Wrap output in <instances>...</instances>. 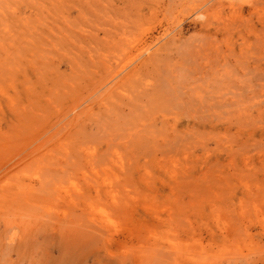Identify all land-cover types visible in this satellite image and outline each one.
Listing matches in <instances>:
<instances>
[{"label":"rangeland","instance_id":"rangeland-1","mask_svg":"<svg viewBox=\"0 0 264 264\" xmlns=\"http://www.w3.org/2000/svg\"><path fill=\"white\" fill-rule=\"evenodd\" d=\"M263 219L264 0H0V264H264Z\"/></svg>","mask_w":264,"mask_h":264},{"label":"bare ground","instance_id":"bare-ground-1","mask_svg":"<svg viewBox=\"0 0 264 264\" xmlns=\"http://www.w3.org/2000/svg\"><path fill=\"white\" fill-rule=\"evenodd\" d=\"M163 139V138H162ZM94 165H91V167L93 168ZM163 167V166H162ZM104 172V171H103ZM98 175V174H97ZM91 183V182H90ZM94 183V182H92ZM94 185V184H93ZM68 186V185H67ZM97 188V187H96ZM78 189V188H77ZM68 192V191H67ZM114 192V191H113ZM110 193V192H109ZM71 195H74V194H71ZM76 197V196H75ZM75 199V198H74ZM114 199V198H113ZM75 201V200H74ZM116 201V200H115ZM118 204V203H117ZM264 222V219L262 220V223Z\"/></svg>","mask_w":264,"mask_h":264}]
</instances>
